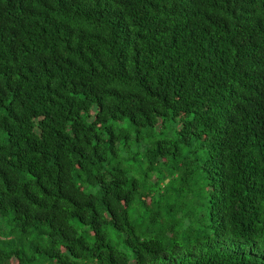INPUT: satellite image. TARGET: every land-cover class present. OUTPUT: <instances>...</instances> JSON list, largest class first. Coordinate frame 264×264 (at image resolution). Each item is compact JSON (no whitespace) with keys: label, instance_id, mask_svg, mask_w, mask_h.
Listing matches in <instances>:
<instances>
[{"label":"trees","instance_id":"1","mask_svg":"<svg viewBox=\"0 0 264 264\" xmlns=\"http://www.w3.org/2000/svg\"><path fill=\"white\" fill-rule=\"evenodd\" d=\"M0 264H264V0H0Z\"/></svg>","mask_w":264,"mask_h":264},{"label":"rangeland","instance_id":"2","mask_svg":"<svg viewBox=\"0 0 264 264\" xmlns=\"http://www.w3.org/2000/svg\"><path fill=\"white\" fill-rule=\"evenodd\" d=\"M173 127H174V124L171 123L167 128L166 130H164L163 133L161 134H158V136H162V137H173L174 136V132H173Z\"/></svg>","mask_w":264,"mask_h":264}]
</instances>
